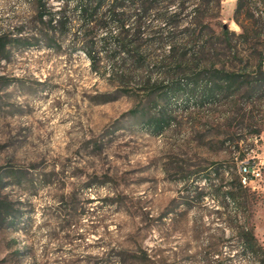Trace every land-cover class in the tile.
<instances>
[{
    "label": "rangeland",
    "instance_id": "rangeland-1",
    "mask_svg": "<svg viewBox=\"0 0 264 264\" xmlns=\"http://www.w3.org/2000/svg\"><path fill=\"white\" fill-rule=\"evenodd\" d=\"M235 7L223 0L222 18L241 32ZM0 32L22 39L0 55V264H264L240 238L251 226L264 248V97L173 98L156 130L145 93H123L59 31L49 45L29 0H0ZM244 160L262 176L238 205Z\"/></svg>",
    "mask_w": 264,
    "mask_h": 264
},
{
    "label": "trees",
    "instance_id": "trees-1",
    "mask_svg": "<svg viewBox=\"0 0 264 264\" xmlns=\"http://www.w3.org/2000/svg\"><path fill=\"white\" fill-rule=\"evenodd\" d=\"M29 1L53 33L45 34L49 45L58 44L59 31L123 93H145V108L158 107L145 121L156 130L169 123L163 104L173 98L186 95L201 106L224 101L234 110L238 97L245 107L264 97V15L254 12L259 0H236L233 19L241 32L224 22L223 0H60L59 8L50 0ZM11 35L0 32L2 57L22 40ZM247 190L237 174L227 196L241 205ZM7 211L0 198V217ZM240 238L264 256L251 226L242 227Z\"/></svg>",
    "mask_w": 264,
    "mask_h": 264
},
{
    "label": "built area",
    "instance_id": "built-area-1",
    "mask_svg": "<svg viewBox=\"0 0 264 264\" xmlns=\"http://www.w3.org/2000/svg\"><path fill=\"white\" fill-rule=\"evenodd\" d=\"M257 15H264V3L259 0L258 6L254 9ZM242 181L245 185L254 183L259 177L262 176L260 166L252 160H244L241 163Z\"/></svg>",
    "mask_w": 264,
    "mask_h": 264
},
{
    "label": "crops",
    "instance_id": "crops-1",
    "mask_svg": "<svg viewBox=\"0 0 264 264\" xmlns=\"http://www.w3.org/2000/svg\"><path fill=\"white\" fill-rule=\"evenodd\" d=\"M227 1V0H224V2ZM233 1H236V0H233Z\"/></svg>",
    "mask_w": 264,
    "mask_h": 264
},
{
    "label": "bare ground",
    "instance_id": "bare-ground-1",
    "mask_svg": "<svg viewBox=\"0 0 264 264\" xmlns=\"http://www.w3.org/2000/svg\"><path fill=\"white\" fill-rule=\"evenodd\" d=\"M240 171H241V166H240Z\"/></svg>",
    "mask_w": 264,
    "mask_h": 264
}]
</instances>
